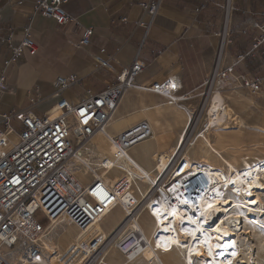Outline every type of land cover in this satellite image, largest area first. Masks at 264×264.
<instances>
[{
  "label": "built area",
  "instance_id": "1",
  "mask_svg": "<svg viewBox=\"0 0 264 264\" xmlns=\"http://www.w3.org/2000/svg\"><path fill=\"white\" fill-rule=\"evenodd\" d=\"M64 1L39 0L37 10L54 18L61 26L75 24L77 29L82 30L78 45H89L93 28L78 23L64 6ZM162 1L150 0L144 5L148 16V21L144 23L147 28L153 23ZM226 7L229 8V0ZM254 28L258 31L254 39L255 49L264 45V21L254 22ZM228 35V31L224 32L214 71L205 84H209L211 91L219 85L233 84L255 94L264 93V76L238 71L237 67L245 55L237 56L226 64L221 61L226 54V44L232 42ZM26 48L31 52L36 50L28 28L22 31L17 43H11L12 57L17 58ZM106 63L101 62L103 65ZM144 66L138 53L132 65L119 72L114 84L90 93L79 102L60 95L78 78L59 76L54 82L59 98L45 114L39 115L27 108L5 115L4 122L0 124V264H12L15 258L17 264H38L45 260L42 238L50 232L53 221L56 224L68 221L83 236L80 244H71L62 254L63 261L82 260L81 264H91L96 251L106 244L103 233L95 231L93 226L120 203V195L129 186V181L121 177L113 183L100 174L118 168L119 160L126 152L154 134L153 124L148 119L114 133L115 113L124 96L132 89L152 93L172 89L174 94H178L183 87L176 75L151 84L138 83L137 78ZM5 81L2 72L0 88ZM187 95L190 94H182L188 99ZM29 100L31 106L39 102L33 95L29 96ZM193 116L194 112L190 111V124L192 121L198 124L199 117L193 120ZM14 119L18 120L17 125L13 123ZM101 133L110 138L116 147L111 156L100 157V149L93 148L91 144L92 139ZM82 156L90 157L93 162H82ZM181 161L182 157L159 182L156 181L157 184L154 183L152 191L148 192L150 196H166L172 202L180 195L194 197L195 185L204 187L201 183L203 177L206 180V174H194V170L186 169L185 162L180 164ZM261 166L264 170V160ZM83 168L89 172L86 178L79 175ZM133 200L134 196H129L130 204ZM145 200L146 196L136 202L132 210ZM129 216L130 213L126 219ZM122 225L124 222L117 226L113 234ZM136 241L135 236L126 237L118 247L126 252Z\"/></svg>",
  "mask_w": 264,
  "mask_h": 264
},
{
  "label": "crops",
  "instance_id": "2",
  "mask_svg": "<svg viewBox=\"0 0 264 264\" xmlns=\"http://www.w3.org/2000/svg\"><path fill=\"white\" fill-rule=\"evenodd\" d=\"M38 1L0 0V73L6 77L0 88V124L6 114L20 109L45 114L59 98L54 84L59 76L78 78L60 92L72 102L105 89L117 81L121 70L132 65L138 53L145 65L138 83L151 84L176 75L183 86L178 94L191 95L212 75L226 31L232 42L226 44L221 61L226 64L245 55L238 71L264 76V45L254 49L258 34L254 22L264 21V0H229L228 9L227 0H163L149 28L144 24L148 21L144 5L150 0H65L64 6L78 23L94 30L87 46L78 45L81 29L75 24L59 25L37 10ZM25 28L36 50L26 48L13 58L11 43L21 39ZM145 92L135 101L129 94L124 96L113 124L114 133L138 118L148 119L146 113L151 117L157 114L156 107L162 104L155 96L160 95ZM30 95L39 102L31 106ZM182 104L188 106L187 101ZM173 118L174 113L169 129L173 128ZM13 123L19 122L14 119ZM167 130L162 133L165 141L161 136L158 140L162 146L166 143L164 147H172L179 142L183 129L172 139ZM156 144H141L133 152L139 154L148 147L153 155ZM153 160L147 165L151 166Z\"/></svg>",
  "mask_w": 264,
  "mask_h": 264
},
{
  "label": "bare ground",
  "instance_id": "3",
  "mask_svg": "<svg viewBox=\"0 0 264 264\" xmlns=\"http://www.w3.org/2000/svg\"><path fill=\"white\" fill-rule=\"evenodd\" d=\"M212 92L213 96L203 116L204 124L188 143L191 145L190 149L196 150L193 157H189V152L184 155L185 151H181L187 141V132L190 126L188 108L182 104L187 101V98L180 94H174L172 89H169L154 94L163 96L169 101L170 108L165 112L169 115L174 113L173 122L183 123V133L179 142L172 147H164L166 143L162 146L156 136L155 125L163 133L168 127H171L172 119H165V122L160 119L154 120V134L126 152L120 158L118 168L100 174L106 181L113 183L121 177L129 181V186L120 195V203L110 210L102 221L96 222L93 226L95 231L103 233L106 240L105 245L113 241L118 250L125 254V259H120L117 254H112L111 247L103 254L102 263L141 264L143 260L145 264H197V261L199 264H241L242 260L250 263L253 262L254 255L251 242L243 247L239 244L238 239L246 233L257 238L258 250L264 252V221L260 219L261 215L264 216V200L262 198L264 170L261 166L264 152L254 155L245 148V145L236 146V139L240 138V134L244 132L242 131L245 126L244 120L227 102L219 88ZM234 97L240 98L237 95ZM161 106L156 107L157 114L164 111L163 108L160 109ZM116 114L117 111L113 123L117 117ZM146 116L148 120H152L149 113H146ZM230 131L237 132V137L236 134H234L235 137H232ZM212 132L216 133L219 138L216 143L211 138ZM160 136L165 141V134ZM152 139H156L157 142L153 155L143 157L147 154L148 147H144L139 154L133 152L141 144L147 146ZM97 140L102 142L111 154L115 153L116 147L105 134L96 135L91 144L93 145ZM93 148L97 147L93 146ZM245 150H248V153H245ZM180 152L181 157L184 155L180 164L185 162V168L193 169L194 174H206V180L203 177L201 183L204 187L200 184L195 185L194 197L180 195L172 202L166 196L165 198H153L148 192L152 191L151 187L154 183L157 184L161 180L163 174L177 159L176 166L181 158L178 159ZM100 153V157L106 156L102 154L101 150ZM152 158L154 159L153 164L147 165L146 162ZM82 162L91 164L93 160L90 157L82 156ZM239 165L241 167H238ZM114 172L115 174L112 175L111 173ZM121 173L125 175L118 177L117 175ZM88 174L89 172L85 168L79 172L82 178H86ZM133 184L137 187L141 197L145 195H147L146 198L149 197L146 202L144 201L145 205L143 204L145 206L144 215H142L143 212L136 214L135 209L132 210L135 203L141 199L137 192L130 188ZM141 184L145 185L144 189ZM129 196H134L131 204L128 201ZM116 213L119 215L115 224L105 229L104 223ZM129 213L130 216L126 219ZM141 217L144 222H139ZM244 221L247 223L245 228L242 225ZM121 222H124V225L113 234ZM57 225L53 221L50 225L51 231ZM244 229L245 231L242 232ZM132 236H135L137 241L131 245L128 251H122L118 247L119 242ZM82 238L83 236L78 231L76 235H66L64 244L68 249L71 244H80ZM139 238H141L140 241ZM42 240L47 258L38 264H64L53 240L48 235H44ZM105 245L101 250L105 249ZM98 250L96 254L101 251ZM17 262L16 258L11 261L12 264H17Z\"/></svg>",
  "mask_w": 264,
  "mask_h": 264
},
{
  "label": "rangeland",
  "instance_id": "4",
  "mask_svg": "<svg viewBox=\"0 0 264 264\" xmlns=\"http://www.w3.org/2000/svg\"><path fill=\"white\" fill-rule=\"evenodd\" d=\"M217 87L223 93L227 102L233 108H235L237 114L240 117H242V119L244 120L245 126L243 127V130H242L244 132H242L240 134V136H239L240 138L236 139V141H237V142L235 141L236 146L239 145L238 147H240V146L245 145V148H247L249 150V152L253 153L254 155H259L261 152H264V93L255 94V93H252L245 88L235 87L233 84H226V85H222V86L219 85ZM231 87H234V88H231ZM218 88H214V89H212V91L216 90ZM212 91L209 88V84L204 83L203 85L199 86L195 92H192L191 95H187V97H188V99H187L188 110L194 112L193 120L197 119V117H199V119H200V121H199L200 124H194V121L191 122V124L188 128V133H187L188 139L185 142V144L182 146V149H181V151H185L184 155H186L187 152H189V157H193L195 155V151H196L194 149H190L191 145L188 144L189 139L191 137H193L195 135V131L197 132L199 130V128L202 127L204 124L203 114H204L205 108L207 107V103H208L207 101H208L209 97H211V95L213 96ZM146 93L147 92H145V91L132 89L126 95L129 94L131 96L132 100L135 101V99L139 95L146 94ZM236 95H237V97L240 96L241 100H243V101H241L240 98H235L234 96H236ZM155 97L158 98L157 101L163 105L160 109L163 108L162 110H164V111H162L161 113H158L156 115H152V117L155 116L154 118H160V120L162 122H165V119L171 120L170 115L165 112L166 109L170 108V104H168L169 101L167 99H165L164 97H161V96H155ZM237 99H239V100L237 101ZM138 114H140L139 111H138ZM153 119L150 122L154 126L155 121ZM140 120H143V119L138 118L135 122H132L128 126H131L132 124H134ZM173 123H174V125L172 126L173 128L169 129V127L167 126L168 127L167 132H168L170 139H172V137L177 132L180 133L182 128H183L182 122H179V123L173 122ZM127 127H125V128H127ZM155 129H156V136L158 138V136H160L162 133H161V130H159V128L156 125H155ZM230 132H232V131H230ZM212 133H211V138H212L213 142H215V143L218 142L219 138L217 137V134L216 133L212 134ZM230 134H232V137H235L234 134H236V137L238 135V133L237 132L235 133L234 131ZM150 142L155 143L156 139L155 140L152 139ZM93 146L100 149L102 151V154H105L106 156L112 155L106 149V146L102 142H99L98 140L93 143ZM186 148L188 149V151ZM248 150H245V153L246 152L248 153ZM146 151H147L146 152L147 154L144 155L143 157H148V156L150 157L152 155L151 150L148 149ZM180 157H181V152L178 155V159ZM175 161H177V159ZM175 161H174V164L172 163L171 167L168 168L167 171H169L175 167ZM238 167H241V165H239ZM111 174L114 175L115 172L111 173ZM124 175L125 174L121 173V174H118L117 176L119 177V176H124ZM141 187H142V189H144L145 185L141 184ZM130 188L133 191L137 192V194L139 195L138 189L135 186V184H133V186ZM145 196H147V195H145ZM138 197H139V199L144 198V196L141 197L140 195ZM262 198L264 200V193H262ZM147 199H149V197L146 198L145 202L147 201ZM143 204L145 205V203H143ZM143 204H141L138 208L135 209L136 214L137 213L140 214L142 212H143L142 215L145 214V206ZM118 215H119V213H116L113 216H111L104 223V225H105L104 228L107 229V228L111 227V225L115 224L116 220L118 219ZM261 216L262 217L260 219L264 221V216L263 215H261ZM142 219L143 218L141 217L139 222H144V220H142ZM242 225L245 228L247 225L246 221H244V223ZM50 231H51V229H50ZM244 231H245V229L242 232H244ZM76 232H78L77 228L73 224L69 223L68 221H65V222L58 224L57 227L54 228V230H52L51 232H49L47 234L48 237L51 238L53 240V242L56 244V246L58 248L57 249L58 255L62 256V254L67 251V247L64 244V237L66 235H70V236L76 235ZM63 233H65V234L67 233V234L65 235ZM242 236H240L238 238L239 244L242 245L243 247H245L244 245L249 244L251 242L250 244L252 245V249L254 250V255H253V259H252L253 262L247 263L245 260H242L240 263L241 264H262V262L264 261V252H260L258 250L257 238H254L252 235L247 234V233L243 234ZM106 238H108V236H106ZM108 245H105V249L101 250L100 252H98L97 254L94 255L91 264H104V263H102V259H103L102 257L104 256L103 254L107 250H110L111 247H112V249H111L112 254H117L120 259H125V256H124L125 254L121 253L118 250L117 246L114 244L113 241ZM112 245H114V246H112ZM50 260H52L51 257H50ZM62 261H63V259H62ZM143 261H141V264H145ZM81 262H82V260H79V262H78V260H71L70 262L69 261H63L64 264H81ZM53 264H57V263H53ZM197 264H199V261H197Z\"/></svg>",
  "mask_w": 264,
  "mask_h": 264
}]
</instances>
